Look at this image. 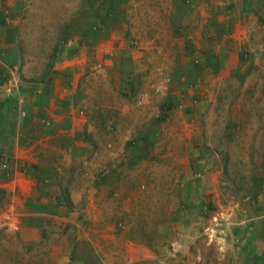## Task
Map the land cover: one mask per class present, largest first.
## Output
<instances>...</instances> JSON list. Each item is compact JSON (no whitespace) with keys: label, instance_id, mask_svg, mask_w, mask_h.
Returning a JSON list of instances; mask_svg holds the SVG:
<instances>
[{"label":"rangeland","instance_id":"obj_1","mask_svg":"<svg viewBox=\"0 0 264 264\" xmlns=\"http://www.w3.org/2000/svg\"><path fill=\"white\" fill-rule=\"evenodd\" d=\"M0 7L18 28L15 107L67 50L96 58L73 97L88 157L61 166L62 198L0 208V264H242L264 204V0ZM140 9L176 11L181 45L141 34Z\"/></svg>","mask_w":264,"mask_h":264},{"label":"crops","instance_id":"obj_2","mask_svg":"<svg viewBox=\"0 0 264 264\" xmlns=\"http://www.w3.org/2000/svg\"><path fill=\"white\" fill-rule=\"evenodd\" d=\"M4 9L0 7V208L15 204L29 207L27 202L33 195L37 196L39 204L36 201V205H46L53 200L52 195L62 198L58 192L62 190L60 180L57 179L62 177V167L70 174V165L87 158L91 149L81 142L79 135L82 127L89 125V120L77 116L73 97L82 88L80 82L86 78L96 58L92 57V50L89 54L87 49L85 54H78L79 50L69 49L64 52L65 57L54 64L52 72L46 74L43 82L34 86L23 81L21 88L27 97L28 117L20 123L17 105L15 107L14 98L8 95L6 86L10 67L19 63L18 28L6 23ZM136 11L132 20L140 26L141 34L144 33L145 37L154 35L165 44L173 40L171 44L181 45L180 39L175 37L180 35L182 19L174 20V25L170 26L176 11L168 12L170 19H165L167 12ZM91 41H85V46ZM77 197L72 195L70 199L75 205ZM43 220L45 218L41 217L40 221ZM240 238L242 264H264V204Z\"/></svg>","mask_w":264,"mask_h":264},{"label":"built area","instance_id":"obj_3","mask_svg":"<svg viewBox=\"0 0 264 264\" xmlns=\"http://www.w3.org/2000/svg\"><path fill=\"white\" fill-rule=\"evenodd\" d=\"M158 52H159V54L162 53L161 50H159ZM19 76H20V74H19V70L17 68H14V70L12 69L10 71V75L8 76V79L6 81L7 91L9 94H12L14 91L19 90L20 83H21V81L19 80V78H20ZM158 90H160V88L156 89V91H158ZM147 97H148L147 94H140L138 97L139 103L140 104L145 103L147 100ZM17 103H18L17 112H18L19 118L24 120L28 117V112L25 108V106H26L25 99L22 97H19L17 100ZM5 167H6V165H5Z\"/></svg>","mask_w":264,"mask_h":264},{"label":"trees","instance_id":"obj_4","mask_svg":"<svg viewBox=\"0 0 264 264\" xmlns=\"http://www.w3.org/2000/svg\"><path fill=\"white\" fill-rule=\"evenodd\" d=\"M57 53H58V50L54 53V59L57 57L56 55H57Z\"/></svg>","mask_w":264,"mask_h":264}]
</instances>
